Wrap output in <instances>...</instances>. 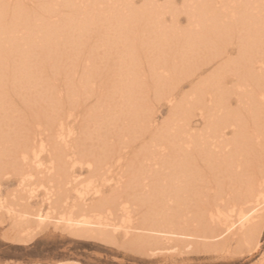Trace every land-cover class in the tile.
Instances as JSON below:
<instances>
[{
    "label": "bare ground",
    "instance_id": "bare-ground-1",
    "mask_svg": "<svg viewBox=\"0 0 264 264\" xmlns=\"http://www.w3.org/2000/svg\"><path fill=\"white\" fill-rule=\"evenodd\" d=\"M164 1L0 0V180L18 186L0 197V218L11 241L52 225L138 251L258 245L264 0ZM16 90L29 118L14 116ZM153 101L168 105L165 122ZM198 161L218 175L212 192L195 185Z\"/></svg>",
    "mask_w": 264,
    "mask_h": 264
},
{
    "label": "rangeland",
    "instance_id": "rangeland-1",
    "mask_svg": "<svg viewBox=\"0 0 264 264\" xmlns=\"http://www.w3.org/2000/svg\"><path fill=\"white\" fill-rule=\"evenodd\" d=\"M164 2V0H159V4L163 5ZM182 5L183 0H174V6L177 10L182 9ZM133 6L141 8L143 6L142 0H133ZM165 19L167 20L168 24L171 22L170 15L166 16ZM175 19H177V26L179 28L184 29L188 27L186 17L182 13H179ZM235 39L236 38H233L232 41H235ZM234 45L235 44L231 45L230 47H235ZM234 56L235 55H233V57ZM69 63H71V60H69ZM65 64L66 63H61L62 67L60 66L63 69H67L65 71L62 70L61 74L63 77H65L64 74L70 73L71 68V65L68 66V64ZM98 64H100L99 67H101V65L103 66V62ZM51 70L52 68L47 69L44 72L45 76H47L46 79H49L47 83L50 85L59 86L62 80V75L60 74L59 76L55 77L53 73L54 71ZM207 73L204 75H207ZM106 74L105 71H103L101 74L103 77L98 76L95 79L96 83L100 84L101 81L106 82L109 80V73L106 72ZM104 77L107 78L105 79ZM187 90L189 91V87L184 86L183 91L181 90L180 92V95L183 92H187ZM10 93L12 94H10V98L14 104H20L19 111H16L14 116L19 117L23 114L24 116L28 117L31 113V110L26 107H21L23 105V103L20 102L21 100L17 102L19 100L18 90L11 91ZM165 103V101H153L152 103L154 106L153 109L156 110L154 116L157 123L165 122L168 117L169 109L168 105ZM14 123H17L18 125H13V123H11L12 125L10 124L9 129L11 128L13 130V127L15 128L20 124V122L17 120ZM191 123L193 128L196 130H200V128H202V121L197 116L191 119ZM21 125L22 127L20 129H23L25 124L21 122ZM9 129L7 130L9 131ZM17 129L18 128H15L14 130ZM17 132L14 134L17 135ZM200 163L203 166H201ZM251 163L256 164L255 170H258L259 163L258 165L257 162ZM200 167L205 168V170ZM197 170L198 172L202 171L197 175V182L199 180L200 184L204 185V182L207 183L208 180L210 185L207 187L208 185L205 184V186L207 185L205 188H212L210 192L213 191V188L215 190L216 187L214 186L216 185L214 182L218 180V175L214 173L215 170H208L204 163L200 161L197 162ZM206 173L207 175L209 173V175L207 176ZM210 175H212L213 178L215 176L217 178L215 177L212 180ZM204 178H206V181ZM211 181L214 182L212 183ZM197 182L195 185L199 186L200 184ZM17 187L16 180H0V197H4L8 193H13L14 189L17 190ZM189 205L191 206L190 209H188L189 211H196L192 201L189 202ZM7 220L8 219H5L4 217L0 218V264H56L60 261H77L80 264H261L264 261V226L261 231L258 245L255 248L250 249L246 247L236 249L235 243L232 242L228 249L217 246V249L215 250L213 249L211 251H203L197 248V250L195 249L196 251L194 252V249L189 250L190 246L186 248L183 245L177 246L171 242L169 244H164L163 247L156 251H149L148 248L138 251L123 248L120 246L119 242L117 244H111L104 243L96 239L79 238L73 235L71 236L62 229H55V227L52 225L43 228L37 234L30 236L26 238L25 241L19 243L11 241L7 238L6 234H8V227H10V222Z\"/></svg>",
    "mask_w": 264,
    "mask_h": 264
}]
</instances>
